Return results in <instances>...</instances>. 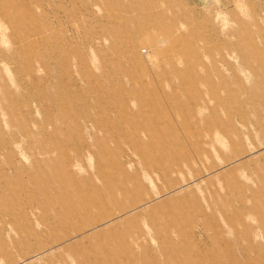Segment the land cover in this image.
Segmentation results:
<instances>
[{"label":"rangeland","instance_id":"rangeland-1","mask_svg":"<svg viewBox=\"0 0 264 264\" xmlns=\"http://www.w3.org/2000/svg\"><path fill=\"white\" fill-rule=\"evenodd\" d=\"M0 264H264V0H0Z\"/></svg>","mask_w":264,"mask_h":264}]
</instances>
